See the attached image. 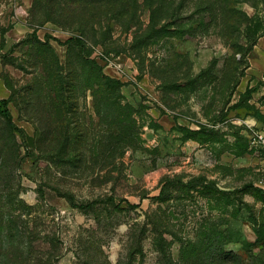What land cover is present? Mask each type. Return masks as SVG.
<instances>
[{
    "label": "rangeland",
    "instance_id": "1",
    "mask_svg": "<svg viewBox=\"0 0 264 264\" xmlns=\"http://www.w3.org/2000/svg\"><path fill=\"white\" fill-rule=\"evenodd\" d=\"M175 1L160 32L143 9L135 26L112 20L80 35L41 2L0 0V98L23 132L20 174L7 171L4 184L30 206L28 227L48 236L39 250L55 246L56 264H159L149 235L129 257L130 233L157 207L180 238L225 224L242 243L227 250L244 261L264 251V172L252 142L264 123V0H240L248 22L233 33L198 10L203 0ZM85 56L120 81L119 98L97 91ZM65 197L101 205L84 211ZM124 201L139 208L123 211Z\"/></svg>",
    "mask_w": 264,
    "mask_h": 264
},
{
    "label": "trees",
    "instance_id": "2",
    "mask_svg": "<svg viewBox=\"0 0 264 264\" xmlns=\"http://www.w3.org/2000/svg\"><path fill=\"white\" fill-rule=\"evenodd\" d=\"M35 1L38 4L41 2L44 6H48L51 13L55 16H63L62 19L66 20L65 25L71 28L74 27L80 35L91 31L95 32L97 28H106L105 25L112 20L125 27L135 26V23L138 22L139 13L143 9L149 11L148 30L160 32V21L175 17L176 9L179 7V4H175V0ZM239 3L240 0H203L198 3V10L209 11L212 18L215 17V28L219 26L228 33H233L232 30L236 26H241L243 23L248 22L247 16L237 8ZM122 18H124V21L121 22L120 19ZM198 25L202 27L201 23H198ZM69 41L79 47L80 50L84 49L85 45L80 36H73ZM231 45L234 47V44ZM81 59L97 74L98 80L94 85L97 91H101L107 98L115 96L119 98L120 81L102 74L100 66L94 59L87 56L81 57ZM114 106L117 110L128 108V106H123L118 100H115ZM0 120L1 130L4 132L3 137L0 135V264H56L54 258L58 256L51 254V251L56 249L55 246L50 244L54 250H46L45 254H42L39 250L41 249L39 243L48 241V236L40 237L34 229L28 227L29 221L25 217L30 215V206L17 199L18 192L14 188L11 186L7 187L4 184L7 171H9L7 174L12 178L20 174L22 157L19 154L20 146L15 133H18L23 138L22 130L13 122L12 114L9 110V99L7 98H0ZM259 191L262 192L260 189ZM161 197L162 193L153 198L156 199L158 206L163 203ZM65 198L70 207L84 211H93L101 205V202L97 201L79 204L72 197ZM141 199H144V197H141ZM113 201V199H110V203L102 204L104 211L106 210L108 215L111 214V211L107 208L112 207L115 209ZM124 202L126 206L123 211L135 212L139 208L138 204H132L128 201ZM143 216L146 220L136 231L137 233L134 232L136 228L130 233L132 245L129 257L131 259H134L137 254H141L142 246L140 241L149 235L152 249L158 255L159 264H264V251L257 256L250 255L247 259L248 262L243 260L241 254L226 249L231 243H242L229 238L230 233L227 231L229 228L219 229L225 224L217 226L213 231L199 235V238H180L181 232L172 230L174 226L166 219L168 215L160 207L146 211ZM261 241L258 243L264 247V240ZM174 244L179 245L176 258L171 252Z\"/></svg>",
    "mask_w": 264,
    "mask_h": 264
},
{
    "label": "built area",
    "instance_id": "3",
    "mask_svg": "<svg viewBox=\"0 0 264 264\" xmlns=\"http://www.w3.org/2000/svg\"><path fill=\"white\" fill-rule=\"evenodd\" d=\"M252 142L253 145H255L261 154L262 158V166H263V172H264V130L255 131L252 135ZM264 182V180H263ZM264 190V186H263Z\"/></svg>",
    "mask_w": 264,
    "mask_h": 264
},
{
    "label": "crops",
    "instance_id": "4",
    "mask_svg": "<svg viewBox=\"0 0 264 264\" xmlns=\"http://www.w3.org/2000/svg\"><path fill=\"white\" fill-rule=\"evenodd\" d=\"M259 130H264V123H261V127L260 126L257 127V130H255V131H259Z\"/></svg>",
    "mask_w": 264,
    "mask_h": 264
}]
</instances>
